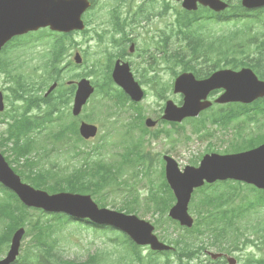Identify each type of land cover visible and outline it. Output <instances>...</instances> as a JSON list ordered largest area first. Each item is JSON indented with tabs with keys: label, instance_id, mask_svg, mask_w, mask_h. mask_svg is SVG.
Segmentation results:
<instances>
[{
	"label": "water",
	"instance_id": "obj_1",
	"mask_svg": "<svg viewBox=\"0 0 264 264\" xmlns=\"http://www.w3.org/2000/svg\"><path fill=\"white\" fill-rule=\"evenodd\" d=\"M181 1V0H176ZM182 6L187 10H195L200 3L215 12L226 9V4L220 0H182ZM246 9L264 6V0H242ZM89 7L86 0H0V50L13 37L49 27L53 31L70 32L83 29L81 14ZM75 61L80 63L77 56ZM114 81L135 101L142 94L133 82L127 67L117 63L113 71ZM54 86L49 89V93ZM226 90L216 103L243 102L250 103L264 96V83L257 81L249 70L240 73L222 71L213 74L209 79L196 82L192 75L183 74L176 80L175 92L184 94V104L181 108L168 102L164 111V119L179 122L185 117H194L211 104L206 101L208 93L215 89ZM93 89L86 80L78 84L73 113L77 115ZM204 99V103L200 101ZM0 110L2 96L0 93ZM94 128L82 125L81 133L86 138L94 136ZM167 179L172 187L177 204L171 210V217L181 225L190 227L192 220L187 216V204L194 187L202 185L203 179L213 182L217 179H236L253 184L264 189V145L253 151L233 156H206L198 169L187 167L184 173H179L173 161L167 159ZM0 182L14 191L28 205L44 208L47 211L64 212L76 218H89L99 224H108L120 230L131 233L141 245H150L154 251L168 250L151 235L152 228L135 217L124 216L108 210H98L90 197L72 194H57L48 196L22 185L17 176L0 157ZM24 231H17L12 239L10 251L0 264H10L18 255L20 240ZM215 257V256H213ZM230 264L234 262L230 259Z\"/></svg>",
	"mask_w": 264,
	"mask_h": 264
},
{
	"label": "trees",
	"instance_id": "obj_2",
	"mask_svg": "<svg viewBox=\"0 0 264 264\" xmlns=\"http://www.w3.org/2000/svg\"><path fill=\"white\" fill-rule=\"evenodd\" d=\"M208 13L210 14H204V36L199 33L195 34L197 38L196 41L202 46L200 49L194 48L193 51V53L196 52L197 56L204 58V77L218 69L222 63H225V57L228 54L236 51L241 54L248 53L251 50V45L257 43L264 46L263 33H260V30L254 29V26L264 22V10L262 12L255 11V13L252 12L250 14L241 8L238 0L236 4L231 7V10L226 11L222 15H215L211 12ZM229 21H233L234 23L233 32L215 35V33L211 34L207 31L208 28H206V26ZM259 38L261 40H258ZM57 50L58 51H56L52 58L59 62L63 51ZM259 66L260 63H256V67ZM23 144L26 146H22L16 142L13 148L14 155L24 158L26 155H29L30 149L32 148L31 143L26 142ZM145 161L147 160H144V166H146ZM102 164L103 162L101 160H96L92 163L90 169L83 168V164L81 166L84 170L74 169L67 172L65 175H61L59 173L61 171L55 170L53 163L50 168L43 167L41 169L38 167V160H36V162L28 160L26 161L25 167L27 174L25 172L22 173L27 180H30L35 185V187L45 189L50 193L64 191L99 195L98 200L100 197V206L107 205L103 200L105 196L109 194L107 193L108 191L102 193L100 191L101 189L112 185L127 186V191H125L120 204L117 205L114 202L111 206L127 214L134 213L139 206L138 198L135 191L129 188L138 180V175H136V178L123 179L124 176L120 168L114 165L112 166L111 164L110 166ZM85 166L89 165L86 163ZM83 179L87 183H85ZM244 187L234 182L207 186L206 189H204V196L197 197L193 202L198 226L190 232L185 231L181 240H172L168 236H166L164 240L170 244L171 242L183 243L188 240H195L201 235V229L204 224V232L207 233L208 237L207 240L211 239V245L216 246L218 249L225 248L226 246L234 247L237 243L239 244V239L242 238L243 247L248 244L255 245L256 247L261 245L264 250V215H261L260 212V208H264V191H259L249 186ZM157 188L159 194L151 191V197L146 206L162 217L170 207L173 198L164 180L157 185ZM245 189L247 191H245ZM0 192L6 194L10 200L3 201L0 199L1 255L5 253L4 250L8 246L13 233L20 227L28 226V233L26 234H31V236H33L39 252L38 254L33 252L27 253L25 260L27 264H50V260L52 259L63 264H83L62 261L60 256L53 252V247L50 244L54 242V229L61 228L65 223L73 221L68 220L67 217L63 215L56 216L57 223L52 225H43L38 222L29 221L26 208L18 199L14 197L12 193L6 192V190L4 191L2 188H0ZM11 198H13V200ZM150 204L152 206H150ZM163 231H165V228H163ZM248 236L253 237V239L250 240ZM118 240L129 249L133 261H136L137 264H158V255L161 254H154L151 252L147 260H145L140 256L138 248L131 242H128L126 238L123 239L119 237ZM184 245L185 249H183L177 257H187L188 254L186 253V249L189 247V244L184 243ZM163 255H166L168 258V253ZM189 255L193 256L194 254L189 253ZM157 256L158 258L156 259ZM100 258L101 254L97 252L95 255L89 257L90 260L88 259V263L94 262L100 264ZM250 261L251 259H247L246 264H249ZM168 262L166 260L165 264H168ZM22 263L24 264V262ZM258 264H264V261H260Z\"/></svg>",
	"mask_w": 264,
	"mask_h": 264
},
{
	"label": "rangeland",
	"instance_id": "obj_3",
	"mask_svg": "<svg viewBox=\"0 0 264 264\" xmlns=\"http://www.w3.org/2000/svg\"><path fill=\"white\" fill-rule=\"evenodd\" d=\"M110 0H96V6L94 9V16L90 19V25L89 27L92 28L93 30H103L106 29L108 27L107 22H105V20L108 17V12H110V8L111 4L109 3ZM146 0H136L133 2L132 4V10H136L137 6L140 5L142 2H144ZM235 1V0H233ZM155 10L158 11L160 9V4L158 3L157 0H155ZM109 6V7H108ZM127 8H128V4H125L124 6H122V8L119 10L122 14V18L125 17L126 12H127ZM92 10L87 12L84 16V18L88 19V16L92 15ZM260 28V26H254V29H258ZM264 28V27H263ZM225 29V28H223ZM95 31H89L88 34L86 35H80L79 37H76L75 40L79 43L78 47H75V49H78L80 51H87V55H86V64L85 67H80L81 69L76 70L74 73L78 72V73H85L87 72V68H90L91 65L95 62V60H98L99 58H101V60L99 61L100 65L103 62L104 58V53L103 50L104 49H108L109 48V41H104V42H98L96 40H94L95 35H94ZM127 32L129 34H131L132 36H135L137 33H139V30L135 31V27H130L127 29ZM67 38L63 37L62 35H59L57 33H51L48 30H43L41 29L40 31H37L36 33L33 34H28L25 36H21L18 38H14L13 40H11L6 46L5 48H3V50L0 52V60L3 61L4 58H13L15 55H17L20 52H26L29 50V46H34V45H38V44H42L43 42L46 43H51V42H59V41H65ZM45 46H39V48L34 52L36 54H34L33 52H30L29 54H23L18 61V64L23 68V71L29 75L32 79V82H35L37 80V76L42 73V69L41 66L42 64L46 61V58H44L45 55V51L49 50V45L44 44ZM77 51V50H76ZM111 52V51H110ZM72 53V50H68L67 54L68 56H70ZM40 54H42V57H40ZM72 59V58H71ZM107 66L108 64L105 65L104 67V72H107ZM98 71L102 72L103 77L101 82L98 84V86L105 84L107 81L109 82L108 76L107 74L103 73L102 67L101 68H97ZM100 72V73H101ZM98 74V72H97ZM2 77V76H1ZM47 77V74L45 73L43 76V79ZM67 77V76H66ZM101 77V76H98ZM94 80V76H92L90 78V80ZM62 80V79H61ZM163 82H170L171 78L170 76H164L162 77ZM0 82H3V78H1ZM114 87V85H112ZM39 95V94H38ZM114 99L120 103H122V99L117 95L114 96ZM170 100H173L172 97H169ZM178 100V99H177ZM176 100V101H177ZM104 102L106 105H110L109 100L105 99V98H101L99 96L98 93H96L94 95V98L92 99V102L89 104V106L86 109V113L90 114L91 111H95L96 114L98 115V110H97V103L98 102ZM124 101V100H123ZM174 101V100H173ZM159 105V101L155 100L154 97H149L146 101H145V107L148 108L149 107V111H147V113H149L150 115H154V112L157 113L159 111L158 106ZM112 108V107H110ZM111 112H117L113 109H111ZM264 113V100L259 102V103H254L251 105H247V106H241V105H236V104H230V105H226V106H220V107H216L214 106L213 109L207 110L206 112H204L203 115L199 116V118H196L194 120H190L189 122L186 121L184 122V124L186 123V125H189L190 127L195 126L198 121H204V124H209L210 126H215L218 128H226L228 125L233 123H246L250 126L251 122H250V118L251 115L253 114H257L259 116H261L260 114ZM240 115V116H238ZM238 116V117H237ZM153 117V116H152ZM237 117V118H236ZM100 128L105 127L104 125V121H97ZM168 125L166 127V131L170 134V136L172 137H177L179 134V127L181 126H173V125ZM233 127V126H232ZM245 129V127H244ZM243 129V131H244ZM206 131L207 133H209V128L204 126V129H201L200 131ZM3 131V125H1L0 127V132ZM219 136L220 140H213L211 141V144L213 146V148L219 152H223L224 149L228 146L227 141L228 139L226 138H230V133L228 132L225 136L221 135L220 132L216 133ZM186 137L189 138V143L188 141L183 140V137H178L177 140H179V143L177 142V145L172 144V145H168L166 140L163 139L162 137H159L158 140H154L155 142H153L154 147H150V149L153 148L154 152H166V151H170L169 155L172 156L180 165V167H183L185 165H190V161L192 159H195V157H198L200 154L203 153V151L205 152L207 150V143L208 141H201L199 140V138L190 130V132H186ZM208 139L210 140L213 136L208 134ZM236 140H239L240 138L238 136H235ZM188 143V144H187ZM175 146V150H170L171 147ZM5 198L7 199V201H10L9 198L7 197L6 194L2 193ZM253 195V194H251ZM93 198V197H92ZM95 198H93V200L95 201ZM117 195L115 194H111L108 196L107 198V203L108 204H112L114 202H117ZM120 204V203H119ZM106 208H110V206H107ZM111 209V208H110ZM261 213L262 215H264V209H261ZM35 215V214H34ZM190 215L195 218L194 214L192 212H190ZM140 219L144 220V221H152L154 219L155 221V217L153 215H151L150 213H142L140 211L139 214ZM166 220V217H165ZM167 221V220H166ZM103 231H107L105 229H102ZM177 229L174 230V228H171V226H169V229L166 233V235H169L170 238H175L177 237L178 231H176ZM180 233H183L182 230H180ZM157 234L159 235L160 238H164V235L162 234V232L157 231ZM111 238H113V236H111ZM30 239L29 237L25 238L24 241L21 242V249L20 250H27L29 247V243H30ZM204 243H206V241L204 240ZM55 249L59 252V254L67 260H85L88 254H91L97 250L100 251H112L114 250L113 245L106 239L105 235H97L94 232H92L91 230L87 229H81L78 230L75 227H73V225L71 226H67L65 229H63L62 233H60L58 235V242L56 243ZM212 252H218L215 251L213 249L209 250ZM143 253L145 254V252L143 251ZM249 253H253L255 254V256H258V251L253 248H248L246 249L243 254L241 255V258H245L247 256V254ZM124 255V254H123ZM113 256H110V258H112ZM115 259V258H114ZM173 261L176 262V260L174 259V257H172ZM19 261H22V258L19 259Z\"/></svg>",
	"mask_w": 264,
	"mask_h": 264
},
{
	"label": "flooded vegetation",
	"instance_id": "obj_4",
	"mask_svg": "<svg viewBox=\"0 0 264 264\" xmlns=\"http://www.w3.org/2000/svg\"><path fill=\"white\" fill-rule=\"evenodd\" d=\"M142 7H144V4ZM170 9L168 5L165 10L161 11L162 16L160 13H146L144 10L133 13L131 14V18L126 19L123 25L120 24V26L117 25L114 13L111 12L106 21L108 25L106 29L97 31L90 27L87 28L89 31H95L94 40L98 42L109 41V48L106 50V52H109L107 56L108 59H105V63L108 64L107 68L109 69L111 65L113 68L116 62L126 64L134 81L142 90V101L140 103H134L129 100L120 88L117 86L113 87L108 83V94L113 104L110 109L117 111L116 113L110 111L109 117L107 116V119L111 120V124L114 125L112 130H116L117 133L115 135L119 138L118 141H125L133 148L139 146L136 147L135 151L141 154L145 151L141 150L143 142L140 138H155L157 134L156 130L167 124L161 120L160 116L153 115L152 117L149 113H146L145 109L142 107L145 98H159L160 94L165 96L170 89L168 84H164L163 89L159 90V84L162 75H173L172 71L169 69V64L174 60L171 58L169 52L171 50V37L162 36L160 28H158L154 22L155 19L160 23L161 18H165V16L170 14ZM138 15H142V17L140 18L141 22L139 24L136 22L139 26L136 27L135 30H139L141 33L140 36L137 34L132 36L127 32V29L129 25L135 23V18ZM151 30L153 31L152 33H150ZM146 31H148L147 35L144 33ZM70 34L74 35V40L76 37L80 36L79 32ZM76 46H79V43H75V47ZM68 58L70 59V57ZM43 76V74L37 76V84L34 86L35 90L23 92L18 86V80L21 79L25 84H29L32 82V79L26 74H15L14 78L11 80V86L14 91L9 92V96L6 98L7 101L5 102L6 106L9 108L23 107L26 109L27 105L31 104L36 106L33 108L39 109L43 116L48 115V110L51 109L48 105L53 103L55 95L45 97L44 94L48 86L43 88ZM0 85L2 88H5L2 82H0ZM74 87L76 88V86ZM117 94L122 99V103L114 99V96ZM61 101L62 99L59 101L60 105ZM260 115L261 116L253 114L250 120L254 130L264 138V113ZM148 118L154 122L153 129L146 126V119ZM149 146L154 147L152 143H150Z\"/></svg>",
	"mask_w": 264,
	"mask_h": 264
}]
</instances>
